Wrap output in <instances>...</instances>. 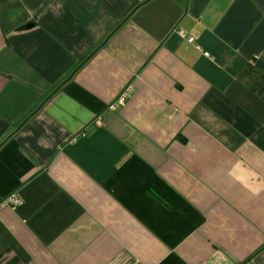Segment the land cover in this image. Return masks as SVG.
Listing matches in <instances>:
<instances>
[{
  "label": "crops",
  "instance_id": "crops-1",
  "mask_svg": "<svg viewBox=\"0 0 264 264\" xmlns=\"http://www.w3.org/2000/svg\"><path fill=\"white\" fill-rule=\"evenodd\" d=\"M0 264H264V0H0Z\"/></svg>",
  "mask_w": 264,
  "mask_h": 264
},
{
  "label": "built area",
  "instance_id": "built-area-1",
  "mask_svg": "<svg viewBox=\"0 0 264 264\" xmlns=\"http://www.w3.org/2000/svg\"><path fill=\"white\" fill-rule=\"evenodd\" d=\"M181 33L182 36L185 37L183 31H179ZM187 38V41L189 43H195V39L194 37L190 36V37H186ZM205 56H208V53H204ZM131 90V86L130 85H127L124 90L120 93V95L116 98L114 104H119V103H122L125 98L128 96V93L130 92ZM8 202L11 203V204H17L19 202V199L17 197H15L14 195L10 196L9 199H8Z\"/></svg>",
  "mask_w": 264,
  "mask_h": 264
}]
</instances>
